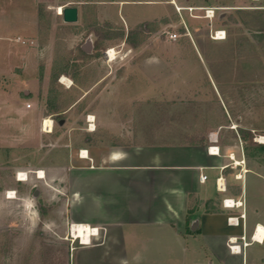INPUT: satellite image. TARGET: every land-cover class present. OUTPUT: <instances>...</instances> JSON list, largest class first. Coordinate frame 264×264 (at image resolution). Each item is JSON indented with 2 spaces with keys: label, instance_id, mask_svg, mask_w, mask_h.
<instances>
[{
  "label": "rangeland",
  "instance_id": "1",
  "mask_svg": "<svg viewBox=\"0 0 264 264\" xmlns=\"http://www.w3.org/2000/svg\"><path fill=\"white\" fill-rule=\"evenodd\" d=\"M71 7L79 18L66 23ZM218 30L226 39H213ZM143 117L168 139L205 135L240 155L264 221V154L240 137L264 144V0H0V264H70L81 242L64 169L82 151L152 137L131 131ZM250 264H264L262 249Z\"/></svg>",
  "mask_w": 264,
  "mask_h": 264
},
{
  "label": "crops",
  "instance_id": "2",
  "mask_svg": "<svg viewBox=\"0 0 264 264\" xmlns=\"http://www.w3.org/2000/svg\"><path fill=\"white\" fill-rule=\"evenodd\" d=\"M150 120L143 117L142 126L131 131H153L152 137L114 144L64 169L68 224L97 229L89 244L72 247L70 264H250L259 258L264 241L255 230L264 221L250 202L251 175L242 157L224 154L217 145L220 152L214 153L205 135L196 141L168 139L163 132L169 128H159L160 122L150 128ZM221 176L226 192L217 188ZM226 199L242 207L227 208ZM208 201H214L210 210ZM243 213L239 225L229 222ZM194 219L199 225L191 231ZM235 238L239 251L229 248Z\"/></svg>",
  "mask_w": 264,
  "mask_h": 264
},
{
  "label": "built area",
  "instance_id": "3",
  "mask_svg": "<svg viewBox=\"0 0 264 264\" xmlns=\"http://www.w3.org/2000/svg\"><path fill=\"white\" fill-rule=\"evenodd\" d=\"M207 14H208L207 17L208 18H211L213 16L214 12L213 11L212 12H208ZM177 38H178V35L176 33L170 34V39L176 40ZM213 39L214 40H224V39H226V31H224V30H218V31H216ZM18 41H20V39H18ZM22 43L25 44V41H22ZM110 51L111 50H109L107 52L108 53V56H109V52ZM28 107L30 108L31 105H28ZM45 122H46V120L43 123V125H44L43 130L44 131H46ZM52 125H53V122H52ZM48 131H49V129H48ZM210 149L211 150H215L214 153H216V154H219V152H220L219 147H216V146H212V147H210ZM203 179L206 180L207 179V176H204ZM217 188L221 192H226L227 191V184H226V181H225V178L224 177L221 176V177H219L217 179ZM224 204H225V206L227 208H230V209H234V208L240 207V206L242 207V204L241 203L235 202L232 199H226L224 201ZM245 217H246V214L243 213L240 216H230L228 220H229V222L231 224L239 225L240 219H245ZM74 226H78V225H76V224H71L70 225V235H71L72 242H75V240H76V238L73 237V234H74L73 228H74ZM257 229L258 228H256L255 232L257 231ZM96 232H97V229H92V232L91 233L94 234ZM253 237H254V235H253ZM243 240H244V237H243ZM229 248L231 249V251H239L240 245L237 243V239L236 238H235V240L231 239V244H230Z\"/></svg>",
  "mask_w": 264,
  "mask_h": 264
},
{
  "label": "bare ground",
  "instance_id": "4",
  "mask_svg": "<svg viewBox=\"0 0 264 264\" xmlns=\"http://www.w3.org/2000/svg\"><path fill=\"white\" fill-rule=\"evenodd\" d=\"M62 10H63V9H62ZM62 10H60V11H62ZM62 13H63V12H62ZM114 56H115L114 50H111V51L109 52V57H111V58L113 59ZM90 119H91L90 121L93 120L92 117H90ZM92 126H93V125H92ZM45 127H46V131H47V132H51V131H52L53 125H52L51 120H46V122H45ZM48 129H49V131H48ZM82 157H84V158H88L89 155H88V153H87L86 151H82ZM23 176H24V174L21 173V174L19 175V180H22V181H23V180H27V178L22 179ZM21 177H22V178H21ZM38 177H39L40 179L45 178V173H44V171H39V173H38ZM8 198H14L13 192H10V193H9V197H8ZM257 228H258V229H257V231L255 232V234H256V239H257L258 241H264V227H263L262 225H259ZM73 231H74L73 237L76 238L75 241L79 240V241H80L81 243H83V244H89V243H90V235H91V232H92V228H90V227H88V226H85V225H78V226H74Z\"/></svg>",
  "mask_w": 264,
  "mask_h": 264
},
{
  "label": "water",
  "instance_id": "5",
  "mask_svg": "<svg viewBox=\"0 0 264 264\" xmlns=\"http://www.w3.org/2000/svg\"><path fill=\"white\" fill-rule=\"evenodd\" d=\"M62 12H63L62 13L63 19L66 23H75L78 21V18H79L78 8L76 7L64 8ZM88 42L89 40H87V45H88ZM86 48L87 47H84V49ZM38 194H39V191L37 190L34 197H36ZM198 225H199V219H194L191 224V231H195L198 228Z\"/></svg>",
  "mask_w": 264,
  "mask_h": 264
},
{
  "label": "trees",
  "instance_id": "6",
  "mask_svg": "<svg viewBox=\"0 0 264 264\" xmlns=\"http://www.w3.org/2000/svg\"><path fill=\"white\" fill-rule=\"evenodd\" d=\"M103 38H105V37H103ZM106 49V48H105ZM240 137H241V140L242 141H244L245 143H251V144H253V145H255L256 146V151H258V152H260V153H262V154H264V144H254L253 143V136H252V134H251V132H247V131H242L241 133H240ZM214 203V201H208L207 202V204H206V206H207V208H208V210H210V208H211V205ZM210 207V208H209ZM50 208H48V210H49ZM215 210V209H214ZM210 212V211H209Z\"/></svg>",
  "mask_w": 264,
  "mask_h": 264
},
{
  "label": "flooded vegetation",
  "instance_id": "7",
  "mask_svg": "<svg viewBox=\"0 0 264 264\" xmlns=\"http://www.w3.org/2000/svg\"><path fill=\"white\" fill-rule=\"evenodd\" d=\"M89 40V42H88V45H87V48L84 50L85 51V53H86V55H89V56H91V55H93V54H95V51L97 50L96 49V46H97V42H98V39L96 38V39H93V38H89L88 39ZM92 42V44H91V42ZM96 49V50H95ZM103 53H104V55L106 56V57H109L108 56V53L106 52V50H103ZM36 193V192H35Z\"/></svg>",
  "mask_w": 264,
  "mask_h": 264
}]
</instances>
